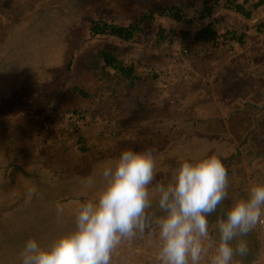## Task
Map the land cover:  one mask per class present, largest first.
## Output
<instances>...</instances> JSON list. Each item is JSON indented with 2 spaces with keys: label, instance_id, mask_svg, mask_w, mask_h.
I'll list each match as a JSON object with an SVG mask.
<instances>
[{
  "label": "rangeland",
  "instance_id": "374dc122",
  "mask_svg": "<svg viewBox=\"0 0 264 264\" xmlns=\"http://www.w3.org/2000/svg\"><path fill=\"white\" fill-rule=\"evenodd\" d=\"M205 1L214 5L217 15V20L212 22L215 23L217 43L201 44L193 39V34L206 27V23L210 20H200L197 17ZM232 1L242 2L243 0H0V99L7 96L9 92L12 95L13 92L17 94L14 96L15 106L31 110L37 104L38 96L45 95L44 98L48 100L43 103V107L27 118L42 119L54 107L52 115L56 121L53 129L51 128L52 130L46 136L39 137L36 136L38 122H28L27 128H20L21 125L17 124L20 118L15 119V124L8 126L9 131L13 127H19V130L23 132L19 138L21 142L14 147H9L1 140L5 136L3 132H0V167L6 157L12 158L16 154V149L22 153L19 159L22 158L26 149L31 159L52 168L60 157L45 150L44 143L55 138H61L67 142L71 152H77L76 156L75 154L62 156L65 160L61 159V161L67 165L80 160V148H87L91 158L99 154L112 155L126 150V147L127 149L141 147L140 150L145 151L146 147L141 146L139 141H135L143 136L148 140L154 134L155 128L150 122L170 121L174 112L187 110L192 104L199 103L198 100H194L197 96L196 92L188 94L184 91L185 88L180 90L185 85V81H179L178 73L182 68L192 66L197 67L205 77L204 83L210 81L213 86L211 89L215 90L212 95L218 94V103L224 106L229 104L222 100L225 96L226 98L239 97V100L244 98V102L241 100L234 103L239 108L249 104L245 111L247 120L245 129L249 131L246 136L250 139V143L243 148V144L238 139L236 141L238 148L242 150L233 156L235 159L231 170L238 173L241 183L240 188L229 193L228 199L229 204H232L234 198H247L251 189L250 181L254 179L257 182H264V112L257 116V122H254V125L252 123L254 106L259 108L262 105L264 108V33L250 39L247 37L245 45L248 43L246 46L249 50L243 48L241 50L239 46L234 48V40L230 37L227 40L225 37L229 36L226 35L227 32L235 30L228 28L230 17L224 18L225 13L229 12L225 5ZM248 1L252 4L257 0ZM173 6H179L184 19L190 20L191 23H177L167 14H162ZM252 13L257 14L256 11ZM144 16L149 19L142 24V33L132 42H113L106 37L92 38L89 35V29L94 21L104 20L115 25L128 26ZM254 23V26L250 23L247 25L256 30L257 21ZM245 28L244 31L250 30ZM159 29L165 32L164 39L158 36ZM182 31H189L191 35L185 39L181 34ZM236 31H238L237 35H244L240 30ZM253 32L258 34V30ZM245 35L247 36V33ZM226 42L228 43L225 44ZM250 47L255 50H250ZM261 48V52L256 50ZM184 49H189L186 57L180 55V51ZM101 50L111 51L122 59L125 65H136L135 69L139 71L136 75H139L140 79L147 76L143 68L148 67L156 73L158 81L163 83L166 79L167 82L164 84H171L168 89L171 93L159 87L148 90L145 88L146 85L141 87L144 88V92L137 86L135 88L120 87L117 102L105 109L102 116H89V112L85 120L76 121L80 125V134L85 140L82 146L77 143V135H74V128L70 123L77 120L76 116L72 118L70 112L73 109L82 112L90 110L91 107L87 106V102L83 99L70 95L61 96V94L75 85L82 88H91L94 85V71L86 63L91 55ZM246 63L249 66L253 64L250 67L251 70L258 65L255 68L258 70L256 73L262 72L259 82L254 79L252 81L251 78L249 79L251 82H245L243 78L247 76L243 73L245 72L243 67H246ZM55 64L61 68H56ZM43 66L47 67L42 69ZM34 72L37 73L32 78ZM208 73L211 75L207 76ZM193 75L195 76V72ZM247 75L250 76V73ZM25 76L29 78L25 85L19 86L14 83L22 82ZM11 77L16 80L9 81ZM45 81L48 83L46 85L48 89L43 87ZM54 82L56 87L52 84ZM207 86L205 84L201 87L200 97L209 102L208 98L212 96ZM255 87L259 89L260 97L258 94L256 96ZM59 89L61 92L57 97ZM22 94L27 96H23L22 99L19 96ZM139 94H141L140 97ZM54 97L57 100H54ZM30 99L34 102H29ZM2 104L6 105L5 102ZM7 110L0 109V112H7ZM164 115H166L165 118ZM116 119H124L125 125L114 123ZM169 126V124L166 125V128ZM30 129L33 130L29 131ZM168 144V141H161L157 146L164 147ZM5 147H9L13 152L6 154ZM254 155L257 157L254 158ZM255 159L257 160L254 161ZM178 166L176 164L175 168ZM19 170L7 182L9 190L0 192V220L3 221L0 234V264H21V252L29 239H35L41 246H46L75 227V215L67 214L57 218L59 222L54 225L52 235H48L47 231L43 230L44 213L42 211L55 212V207L46 199L50 195L47 190L44 194H40L38 188L60 181L51 177V173L40 165L19 166ZM4 179L3 176L0 177V183L5 182ZM150 192L153 198L155 192L152 190ZM6 200L9 202H4ZM153 212L159 213L157 210H149V213ZM210 217V229L218 238L215 230L216 221L210 220ZM36 219L39 222H36ZM238 239H244L250 243L249 255L243 258L234 257L233 264H249L258 254L257 249L255 250V237L251 232L248 236ZM233 244L235 245V241Z\"/></svg>",
  "mask_w": 264,
  "mask_h": 264
},
{
  "label": "clouds",
  "instance_id": "9594fccd",
  "mask_svg": "<svg viewBox=\"0 0 264 264\" xmlns=\"http://www.w3.org/2000/svg\"><path fill=\"white\" fill-rule=\"evenodd\" d=\"M151 150L126 149L102 170L103 184L95 200L80 202L75 227L49 245L26 241L22 264H111L124 240L142 238L155 227L160 242L156 264H233L247 257L244 239L264 224V182L253 186L247 198L234 202L216 220L218 238L210 232L209 217L229 198L228 171L217 155L195 162L181 161L165 184L156 179ZM94 181L89 179V187ZM150 190L157 195L153 207ZM57 214L63 206L56 205ZM235 241V245L233 242Z\"/></svg>",
  "mask_w": 264,
  "mask_h": 264
},
{
  "label": "trees",
  "instance_id": "16d2710c",
  "mask_svg": "<svg viewBox=\"0 0 264 264\" xmlns=\"http://www.w3.org/2000/svg\"><path fill=\"white\" fill-rule=\"evenodd\" d=\"M225 6L228 11L235 12L245 19L250 20L252 12L264 6V0H257L252 4H250L247 0H245L243 3L228 2ZM162 14H167V16L171 17L177 23H191L190 20L184 19L185 17L183 14H181V8L179 6H173L169 9H166ZM214 15V5L205 1L201 7V10L198 12L197 17L200 20H207L212 18V16ZM148 19L149 17L144 16L128 26H119L104 20L94 21L92 22V25L89 29V35L92 38L109 36L117 38L121 42H132L136 40V38L142 33V24ZM258 27H264V22L258 25ZM164 33L165 32L162 29H159L158 36L160 37V39L165 38ZM181 34L185 39H187L191 35L189 31H182ZM226 35H229L231 40H234L240 44L243 43L242 35L239 36L229 32H227ZM217 38V33L212 29V26L210 24L193 34V39L196 42L200 43L215 42ZM86 64L94 71L93 77L96 83L97 91L91 95L88 90L75 85L70 89L68 88L61 94V96L70 95L76 98L83 99L85 102H87V106L91 107L90 110H85L82 112L76 109H73L70 112L72 118L76 116L77 120H73L70 123H76V125L79 127V130L77 131V133L74 132V135H77V143H80V145L82 146L84 145L85 140L80 134V125L76 121L85 120L89 112V116H102L105 109L111 107L117 102L119 98L117 90L120 87L127 88L128 84L125 82L123 84L120 82H114V73H117L122 79H125L127 81L129 79H133L134 76L136 77L134 65H124L123 62L120 61L114 54L104 50L98 51L96 54L91 55ZM46 67L47 66H43L42 69H45ZM58 67L60 66H56V68ZM36 73L37 72H34L32 74V78L36 75ZM28 79L29 78L25 76L24 80L22 79V82L14 83L19 86H23L25 85L26 81H28ZM8 80L13 82L16 80V78L13 79V77H11ZM55 82H57L56 79ZM55 82L52 84L55 85ZM102 82H105L107 85L101 87L100 83ZM111 83H113V86L109 85ZM47 84L48 83H46L45 81L43 86L44 89H48L46 88ZM35 91L36 90H34V92ZM14 96H17V94L12 92L11 95L9 92L7 93V96L0 99V109H8L7 112H0V132H3L5 136L1 138V140L9 147H14L18 143H20L21 141L19 140V138H21V135L23 134V132L19 130V127H13L12 130L9 131L8 126H10V124L12 123L15 124V119L20 118V122L17 123L19 124V126L21 125L20 128H27L28 122H38L39 126L36 131V136L39 137L46 136L47 133H49V131L53 129L54 123H56L54 115H52L54 107H52L51 110L42 119L38 118L29 120L27 118V116L32 115L39 108L43 107V103L48 100V98H44L45 95L38 96L39 100L37 104L31 108V110L21 108L18 105L15 106ZM19 96L23 99V96H27V94H22ZM62 99H64V97H62ZM28 101L34 102L31 99ZM3 102H5L6 105L2 104ZM254 109V117L252 118L253 125L255 124L254 122H257V116L264 112V108L262 105L259 108L257 106H254ZM245 110L246 106H242L241 108L236 107L234 113H237V115L229 116L226 119V122L229 126L228 130L224 128L222 120L197 119L191 114V112H186L187 110H178L173 113V116L170 120L171 122L168 120L161 121L159 123L155 121L150 122L152 127L154 126L155 128L154 134L151 135L148 140L143 136L142 138L136 139L135 142L139 141V144L141 146L146 147L145 150H151L153 152L156 160V179L159 182L165 184L170 180L176 164L178 166L181 161L187 160L189 162H195L207 156L217 155L218 158L222 160V163H224L228 171V191L230 193L233 192V190L236 191L238 187L240 188L241 178L239 177L238 173H234L231 169L234 165L233 160L235 159L233 156L235 154H239L242 149L238 148L237 143H234L232 138H228V132L230 131V134L233 136L235 141H237L238 139L239 142L243 144V148L247 147V145L250 143V139L245 140L246 133H249L248 129H245V124L247 122V120L245 119ZM5 113L7 115H4ZM123 120L116 119L114 123L122 124L123 126L125 125V121ZM168 124L170 126L169 128H166V125ZM219 126H221V129L218 128ZM156 127H158V129H156ZM215 129L221 131L217 132L215 131ZM13 130L14 132H12ZM31 130L33 129H30L29 131ZM4 131L6 133H4ZM243 131L246 132L244 133ZM161 141H168L169 144L164 147L157 146ZM44 146L45 150L49 151L52 154H57L60 157V159L54 163L52 168L49 166H44L43 163H37L33 158L31 159V155L26 152V149H24L25 152L23 153L22 158L19 159L22 153H20V151L16 149L15 153L17 154V156H15L16 154H14L12 158L6 157L4 163L2 162L1 164L0 177L3 176L6 183H0V192H7L9 190L7 182L11 180L12 176H14L17 171H20L19 166L23 167L26 165H40L46 171H49L51 173V177L59 179V183H48L46 186L38 188V192L40 194H44L47 190L50 195H48L46 199L50 201V205L55 207V212H51L50 210L42 211L44 213V223L42 225L43 230H46L48 235H52L51 232L55 227L54 225L59 222V220L57 219L58 217L62 215L67 216V214L75 215L76 209L80 202L96 199L98 191L103 184V168L107 165L113 164L115 160L120 156L122 151L116 152L112 155L99 154V156L91 158L88 154L87 148H80V160L73 161L71 165H67L66 163H63L61 161V159L65 160L62 156H65L67 154H75V156L77 155L76 151L71 152L70 145L67 142L61 140V138H55L47 143H44ZM9 147H5L4 149L6 154L10 151L13 152V150L9 149ZM131 149L134 151L142 152L140 150L141 147H132ZM253 157L255 158L257 157V155H254ZM17 164L19 166H16ZM30 177H32V179H36L34 176ZM48 178L45 180V182H47ZM89 179H92L94 181L91 187H89L87 184V181ZM157 199L158 197L155 194V196L152 198L153 207L150 210L158 211L156 203ZM4 202L9 201L6 200ZM58 203L63 206V213L60 215H58L56 211V205ZM229 206H231V204H229V199H226L218 206L217 211L211 215L210 220L216 221L218 217H223L224 212L229 208ZM156 214L159 215L160 213ZM2 222L3 221L0 220V234ZM36 222H39V220L36 219ZM247 244L250 245L248 241ZM256 249L258 252V256L259 246L257 240L255 250ZM256 258L251 260L249 264H252L256 260Z\"/></svg>",
  "mask_w": 264,
  "mask_h": 264
},
{
  "label": "crops",
  "instance_id": "0c3cea01",
  "mask_svg": "<svg viewBox=\"0 0 264 264\" xmlns=\"http://www.w3.org/2000/svg\"><path fill=\"white\" fill-rule=\"evenodd\" d=\"M245 0H243L242 2H234V1H232L233 3H243ZM248 1V0H247ZM251 2L252 1H254V0H250ZM250 3V2H249ZM254 3V2H253ZM251 4V3H250ZM256 12H257V14H255V13H252V16H251V19L250 20H248V19H245L244 17H242L241 15H239V14H237V13H235V12H232V11H229L228 13H225V15H224V18H226V17H230V19H228V22H230V24H228V28L230 29H234L235 31H231L232 33H234V34H236L237 35V32L238 31H236V30H240V32L242 33H244V35L242 34V40H243V43H238L237 42V44H235L236 43V41H234L233 42V45H234V48H236L237 46H239V49H241L242 50V48L244 49V50H249V47L248 46H246V45H248V43L245 45V43H246V39H247V37H248V39H250V38H252V37H254L255 35H262L263 33H264V27H262V28H259L258 27V24L260 25V24H262L263 22H264V6H262V7H260V8H258L257 10H256ZM255 15H257V16H255ZM217 15L215 14L214 16H212V19L210 18V20L206 23L207 25H211L212 26V29L214 30V28H215V23H212L213 21L215 22L217 19ZM226 20V19H225ZM258 20H260V21H258ZM231 21H232V25H231ZM257 21V28H256V30H258V34H256V33H254L253 31H256L254 28H252L250 25H247V24H252V26H254V22H256ZM219 23V22H218ZM227 24V23H226ZM245 27H247V29H250V30H246V31H244V29H246ZM216 32V31H215ZM247 33V36L245 35L246 33ZM240 36V35H239ZM106 38H108V39H110L111 41H113V42H121L119 39H117V38H113V37H106ZM197 43H199V42H197ZM202 44V43H201ZM241 47V48H240ZM250 50H255V48H252V47H250ZM257 51H260L261 52V50H262V48L260 49V50H258V49H256ZM108 52V51H107ZM254 52V51H253ZM109 53H111V51H109ZM248 53H249V51H248ZM259 53V52H258ZM113 54V53H112ZM120 61H122V59H120L117 55H115ZM123 62V64L125 65V63H124V61H122ZM201 65H203V64H201ZM136 66V65H135ZM134 66V67H135ZM251 66H253V64H251L250 66H249V64H247L246 63V67H243L244 68V71L245 72H243L244 74H245V76H247V77H244L243 79L245 80V82H251V81H249V79L251 78V80L253 81V79L254 80H257L258 82L261 80V78H260V76L262 75V72H259V73H256V72H258V70L257 69H255L254 67H252V70L254 71V72H252V70H251ZM169 67H171V65L169 66ZM191 69H192V71H193V73L195 72V76L193 75L191 78H189V79H187V80H183V81H185V85L182 87V89H180L181 91L184 89V91H186V92H188V94H190V93H195L196 92V97H195V99L194 100H198L199 101V103L198 104H196V105H194V104H192L191 106H189L188 108H187V111L186 112H191V114L194 116V117H196L197 119H218V120H222L223 121V124H224V128H226V130H228L229 128V126H228V124H227V122H226V119L229 117V116H236L237 115V113H234V111H235V109H236V107H238L237 105H235L234 103H237V102H240L241 100L244 102L245 101V99L243 98V99H241V100H239L238 98H226L225 96H224V98H226L225 100H224V98L222 99L223 101H225V102H228L229 104H227L226 106H224L223 104H220V103H218V100H217V95L218 94H214V95H212L213 94V92L215 91L214 90V88L213 89H211L213 86H212V84H210V81H206L207 83H204L203 82V80H205V77L202 75V73L200 72V70L197 68V67H192V66H189ZM136 68V67H135ZM145 69H148V67H144ZM143 68V69H144ZM211 70H212V67H211ZM137 69H135V75H136V73H137ZM250 71V72H249ZM139 72V71H138ZM112 73H114V72H112ZM248 73H250V76H248L247 74ZM115 75H114V82H120V83H127L128 84V87L127 88H131V87H139V88H141L142 86H144V85H146V87L145 88H147L148 90H149V88L150 89H152V90H154V89H156V88H158L159 87V89H161V88H163L164 89V91L165 92H167V93H171L170 91H168V89H169V85H171L170 83H169V85H167V84H164L165 82H167V80L165 79V82H163V83H161L162 81H158L159 79H156V76L155 77H153V78H151V77H148V76H143V78H141L140 79V77H139V75H136V77L134 78L133 77V79H129L128 81L127 80H125V79H122L117 73H114ZM211 74H207V76H210ZM226 76H227V73H226ZM242 76H244V75H242ZM194 77V78H193ZM249 77V78H248ZM210 78V77H209ZM191 79V80H190ZM168 81H169V79H168ZM182 81V82H183ZM169 82H171V81H169ZM215 82V81H214ZM101 84V87H103V86H106L107 84L104 82H102V83H100ZM130 84H133V85H130ZM205 84H207L208 86H207V89H208V91L211 93V96L212 97H209L208 98V100H210L209 102L208 101H206V99H203V97H200V94H201V92H200V89H201V87H203ZM210 84V85H209ZM253 84H254V82H253ZM110 86H113V83H111V84H109ZM130 85V86H129ZM66 86V85H65ZM138 88V89H139ZM167 88V89H166ZM85 90H88L89 92H90V94L92 95V94H94L96 91H97V89H96V83H94V85L93 86H91V88H88V87H85L84 88ZM255 89H256V96H257V94L259 95V97H260V93H259V89L257 88V87H255ZM60 90V89H59ZM58 90V94H56V96L58 97L59 96V94H60V92H61V90L59 91ZM67 90V89H66ZM65 91V90H64ZM118 91V90H117ZM141 91L142 92H144V88L142 89L141 88ZM223 92H225L224 90H223ZM166 93V94H167ZM55 96V97H56ZM141 96V94H139V97ZM54 97V100H57V98H55ZM246 97V96H245ZM217 101L216 103H214L213 101ZM222 102V101H221ZM243 102H241V103H243ZM223 103V102H222ZM243 105V104H242ZM248 105L249 104H247L246 105V107H248ZM241 106V105H240ZM242 107V106H241ZM251 107V106H250ZM245 111H247V110H245ZM232 112H233V114H232ZM165 116L166 115H164V118H165ZM219 129H221V126H219L218 127ZM215 131H217V132H219V131H221V130H216L215 129ZM248 136V135H247ZM247 136L245 137V140H247ZM228 138H232L233 139V141H234V143H236V141H235V139L233 138V136L230 134V131L228 132ZM257 159H255L254 161H256Z\"/></svg>",
  "mask_w": 264,
  "mask_h": 264
},
{
  "label": "built area",
  "instance_id": "2783aa9c",
  "mask_svg": "<svg viewBox=\"0 0 264 264\" xmlns=\"http://www.w3.org/2000/svg\"><path fill=\"white\" fill-rule=\"evenodd\" d=\"M229 33H232L231 31ZM233 34V33H232ZM230 36L225 38L229 40ZM209 43H217L209 42ZM226 42L225 44H227ZM217 45V44H216ZM189 49H184L180 51V55L183 57L188 56ZM176 60L174 59V62ZM146 71L148 77H155L156 73L150 69H143ZM193 71L189 66L182 68L178 73L179 81L187 80L193 76ZM74 128V132L77 133L79 127L76 123H71ZM259 182V181H258ZM256 180L250 181L251 188L258 184ZM260 183V182H259ZM210 232L213 234L212 230ZM157 230L155 227L146 231L145 235L142 238H136L133 240H124L121 245L115 250L112 255L111 264H156L157 253L159 250L160 242L158 235L156 234ZM252 234L255 236L258 246H259V255L252 264H264V224H258L253 230ZM202 264H208L207 259L202 261Z\"/></svg>",
  "mask_w": 264,
  "mask_h": 264
}]
</instances>
